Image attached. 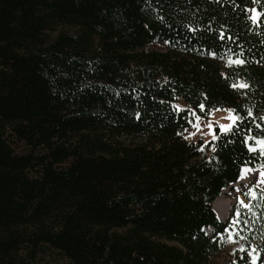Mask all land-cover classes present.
<instances>
[{
    "label": "trees",
    "instance_id": "16d2710c",
    "mask_svg": "<svg viewBox=\"0 0 264 264\" xmlns=\"http://www.w3.org/2000/svg\"><path fill=\"white\" fill-rule=\"evenodd\" d=\"M176 100L244 119L201 152ZM262 118L264 0H0V264L23 247L70 264H218L239 228L249 249L246 210L220 222L212 207L264 168L244 143ZM254 254L264 264V242ZM231 257L219 264H252Z\"/></svg>",
    "mask_w": 264,
    "mask_h": 264
},
{
    "label": "rangeland",
    "instance_id": "374dc122",
    "mask_svg": "<svg viewBox=\"0 0 264 264\" xmlns=\"http://www.w3.org/2000/svg\"><path fill=\"white\" fill-rule=\"evenodd\" d=\"M156 49H159V48H156ZM174 104L179 105L182 108H185V104L180 100H176ZM222 111H223L222 113L221 112H211L206 118L201 119V131L200 132H196V129L193 127H191L190 130L184 132L182 135L184 141L188 144H193V145L201 144L204 147H206L205 151L211 152V149L209 147L207 148L209 143L204 144L205 140H208V142L212 140L211 136L206 135V133L208 132V129L204 127V125L207 124L208 122H212L213 131L219 132L217 125L228 123V121L224 119V117L227 115V111L226 110H222ZM192 120L193 122H195L193 117H192ZM191 132H196V135L193 137H190L189 139H185L184 137L188 136V134ZM261 170H264V168H262ZM250 179L242 183L234 184L232 192H230V190H225L220 195V197L221 196L224 197L228 202L232 204V207L226 219L224 218L222 220L219 218L217 209H215L216 202L214 203L212 207L218 220L221 222H225L232 212L231 210L234 207V203L235 205H239L241 209H245V208H242L239 203L240 201H243L245 204L250 205V207L245 210L250 216V222H254L256 225L255 227L251 225L247 230V232H254L251 235L252 243L249 246V249H247L246 247L245 237L242 236L243 228L242 229L239 228V231L237 232V239L232 237V242H230L228 239L227 244L222 249V252L220 253L219 259L217 261L218 264L231 259L232 258L231 256H233V254L236 251H240L241 245H243L244 250H248L249 253H252V255H255L254 250L256 248V245L264 242V211L262 212V208H264V185L259 184L255 182L254 180H250ZM249 189H251L255 193V199L247 195V193L249 192ZM242 194H245V196H249L250 199H246ZM253 201H257V204L253 205L252 203ZM260 212L261 214H259ZM120 232H123V231L119 230L118 233ZM26 252L27 251L25 247H23L19 253L20 260L18 264H70L66 259L60 256L58 253L54 251H50L44 247L41 248V250L38 253L33 255L34 257H28ZM251 259H252V256H251Z\"/></svg>",
    "mask_w": 264,
    "mask_h": 264
},
{
    "label": "snow or ice",
    "instance_id": "6c2138e0",
    "mask_svg": "<svg viewBox=\"0 0 264 264\" xmlns=\"http://www.w3.org/2000/svg\"><path fill=\"white\" fill-rule=\"evenodd\" d=\"M250 11L253 12V15L250 17V19L252 20V22L255 24L257 22V19L258 17L261 15L260 13H256L255 9H251ZM189 31H195V29H192V28H189ZM219 37L221 39H224L225 38V34L223 32H221L219 34ZM230 39V38H229ZM165 43H169V41H165ZM209 55H212V56H215L216 54L214 52H210ZM245 63V61L243 59H240V58H236V59H232L231 57L228 58V62H227V65L226 66H231L232 64H235V65H243ZM222 75H224L222 73ZM230 87L234 88V89H247L248 88V84L247 83H241V82H237V83H234V84H231L229 85ZM163 103V101L161 102ZM171 107L178 113H183V112H186L188 115L192 116L194 118V121L193 120H189L188 123L196 129V132H200L201 131V116L197 114V111L195 109H185V108H182L181 106L179 105H176V104H173L171 105ZM199 111L201 113H203L205 111V103L204 102H201L199 105H197ZM211 111H220V109H214V108H210L209 109V112ZM227 115L224 117L225 120L228 121L227 124H218L217 127L219 129V132L221 134H229V133H232L235 129H237L238 127V123L240 121H242L244 118L241 116V115H238L237 114V110L236 109H227ZM252 113L251 111L249 110L248 112V116H251ZM137 116H139V113H137ZM264 119V118H262ZM204 127H206L208 129V132L206 133V135L208 136H211V139L212 141H217L219 140L221 137L218 136L214 131H213V123L212 122H208L207 124L204 125ZM260 126L257 125V128H259ZM185 131H187V129H185ZM251 131V129L249 130ZM196 132H191L188 134V136H185L184 138L185 139H189L190 137H193L196 135ZM177 135H182V133H177ZM254 141V145L255 146H252V145H249V141ZM208 140H205L204 141V144H208ZM244 143L246 146H248V150L249 152H256L257 149H259V154L264 157V132H261V138H255L254 136H246L245 139H244ZM205 150L204 146L203 145H200L199 148H198V151H201L203 152ZM211 150L213 152H216L217 149L215 146H212ZM213 159H215V157H213ZM247 171H251L250 169L247 170ZM243 172L244 170H242V175H243ZM259 175L261 177H264V170L260 171ZM264 182V181H262ZM247 195L251 196L253 199H255V193L249 189V192L247 193ZM240 206L242 208H249L250 205L248 204H245L243 201H240ZM240 215L239 211L236 212V216L238 217ZM233 224H237L239 223L238 219H234L232 221ZM225 232H229V229H225L224 230ZM229 241L232 242V235L231 233L229 234ZM243 245H241L240 247V251H243ZM250 256H252V264H256V256L255 255H252V253H249Z\"/></svg>",
    "mask_w": 264,
    "mask_h": 264
},
{
    "label": "bare ground",
    "instance_id": "6f19581e",
    "mask_svg": "<svg viewBox=\"0 0 264 264\" xmlns=\"http://www.w3.org/2000/svg\"><path fill=\"white\" fill-rule=\"evenodd\" d=\"M214 112H223V111H214ZM260 171L262 170H258V171H247L244 170L243 175L240 176L241 178H239L238 183H242L244 181H247L248 179L250 180H254L255 182L259 183V184H263L264 185V177H261L259 175ZM232 207V204L230 202H228L224 197H220L216 200L215 203V209H217V213L220 219H224L227 217L230 209Z\"/></svg>",
    "mask_w": 264,
    "mask_h": 264
}]
</instances>
